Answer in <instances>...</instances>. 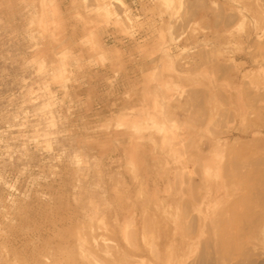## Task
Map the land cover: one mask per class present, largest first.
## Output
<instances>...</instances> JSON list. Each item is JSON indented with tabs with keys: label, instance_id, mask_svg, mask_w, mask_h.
Listing matches in <instances>:
<instances>
[{
	"label": "rangeland",
	"instance_id": "1",
	"mask_svg": "<svg viewBox=\"0 0 264 264\" xmlns=\"http://www.w3.org/2000/svg\"><path fill=\"white\" fill-rule=\"evenodd\" d=\"M110 1L0 0V264H264V0Z\"/></svg>",
	"mask_w": 264,
	"mask_h": 264
},
{
	"label": "bare ground",
	"instance_id": "2",
	"mask_svg": "<svg viewBox=\"0 0 264 264\" xmlns=\"http://www.w3.org/2000/svg\"><path fill=\"white\" fill-rule=\"evenodd\" d=\"M113 1H114V0H112V1H110V2H113ZM110 2H109V3H110ZM115 2H116V1H115ZM103 3H105V2H103ZM113 3H114V2H113ZM113 3H112V5H113ZM115 4L117 5L118 2H116ZM101 5H105V4H101ZM112 5H110V6L107 5V6H109V7L107 8V6H105V8H107L108 11H110V8H111ZM112 8L114 9V5H113ZM111 10H112V9H111ZM242 11H243V10H242ZM243 13H244V12H243ZM110 14H111V12H110ZM244 15H245V14H244ZM242 16H243V15H242ZM234 64H235V63H234ZM258 77H259V76H258ZM259 79H260V78H259ZM257 87H258V86H257ZM256 90H257V88H256ZM257 91H258L259 93L262 94L261 96H262L263 98H260V97H259V98H260V100H261V99L263 100V99H264V95H263L264 90L261 89V88L259 87V89H258ZM253 95H254V94H253ZM197 98H198V97H197ZM251 98H252V97H251ZM253 98H254V97H253ZM259 98H258V99H259ZM252 101H254V100L252 99ZM256 101L258 102V100L255 98V102H256ZM262 102H263V101H262ZM174 123H175V122H174ZM174 126H175V125H174ZM222 128H223V127H222ZM244 128H246V126H245ZM158 129H159V128H158ZM168 129H169V128H168ZM242 129H243V128H242ZM215 130H216V129H215ZM223 130H224V129H223ZM247 130H249V129H247ZM217 131H218V130H217ZM217 131H215V132H217ZM242 131H243V130H242ZM245 131H246V129H245ZM211 133H212V132H211ZM217 133H218V132H217ZM215 134H216V133H215ZM219 134H221V133H219ZM227 134H228V133H227ZM180 135L183 136L184 133H183V134H180ZM166 138H167V137H166ZM183 139H184V137H183ZM183 139H182V140H183ZM183 141H184V140H183ZM217 141H218V140H217ZM222 141H223V140H222ZM193 142H194V141H193ZM228 142H229V141H228ZM173 143H174V142H173ZM205 143H206V142H205ZM214 144H215V142H214ZM189 145H190V144H189ZM203 145H204V144H203ZM215 145H216V144H215ZM218 145H219V144H218ZM212 146H213V145H212ZM190 147H191V146H190ZM213 147H214V146H213ZM220 148H221V147H220ZM215 149H216V148H215ZM174 150H175V149H174ZM203 151H204V150H203ZM211 151H212V150H211ZM176 152H178V151H176ZM213 152H214V151H213ZM219 152H220V151H219ZM178 153H179V152H178ZM181 153H182V152H181ZM194 153H195V152H194ZM177 155H178V154H177ZM225 156H227V155H225ZM232 156H234V155H232ZM213 157H214V156H213ZM174 158H175V157H174ZM196 158H197V157H196ZM224 158H225V157H224ZM226 158H227V157H226ZM235 158H236V157H235ZM235 158H233V159L235 160ZM185 159H186V158H185ZM188 160H189V159H188ZM227 160H230V159L227 158ZM227 160H226V162H228ZM189 161H190V160H189ZM196 161H197V160H196ZM231 161H232V160H230L229 162H230V163H233V162H231ZM237 161H238V160H237ZM147 162H148V161H147ZM226 162L224 161V164H223V167H225V168H226V166H227V165L225 166ZM238 163H239V162H238ZM238 163L235 161V162H234V166L237 165ZM241 164H242V162H241L240 164H238V165H241ZM232 165H233V164H232ZM232 165H231V167H232ZM250 165H251V164H250ZM245 166H246V165H244V166H242V167H245ZM248 166H249V165H248ZM251 166H253V165H251ZM251 166H250V167H251ZM254 166H255V165H254ZM256 166H257V165H256ZM181 167H182V172H184L185 169H186V166H185L184 162H182V166H181ZM193 167H194V166H193ZM198 167H199V166H198ZM204 167H205V166H204ZM223 167H222V169H223V170H226V169H224ZM246 168H247V167H246ZM246 168H245V169H246ZM258 168H259V167H258ZM230 169H231L230 172L232 173V171H233L234 169H236V168H233V167H232V168H230ZM230 169H229V170H230ZM232 169H233V170H232ZM237 169H239V167H238ZM180 170H181V168H180ZM239 170H241V168H240ZM247 170H248V168H247ZM253 170H254V169H253ZM256 170H258V169L256 168ZM131 171H132V170H131ZM234 171H236V170H234ZM197 172H198V171H197ZM222 172H224V171H222ZM226 172H227V171H226ZM201 173H203V172H201ZM206 173H207V172H206ZM231 173H230V174H227V175L229 176V175H231ZM237 173H239V172H237ZM245 173H247V172L245 171ZM178 174H179V173H178ZM183 174H185V173H183ZM197 174H199V173H197ZM213 174H214V173H213ZM253 174H255V173L253 172ZM224 175H226V174L224 173ZM227 175H226V176H227ZM181 176H182V173H181ZM198 176L200 177V175H198ZM213 176H215V175H213ZM228 176H227L226 178H229ZM243 176H244V175H243ZM249 176H250V175H249ZM192 177H193V176H192ZM189 178H190V177H189ZM203 178H204V177H203ZM246 178H247V177H246ZM231 179H232V178H231ZM137 180H138V178H137ZM225 180H226V179H225ZM232 180H233V179H232ZM232 180H230V181H232ZM186 181H187V180H185V182H186ZM191 181H192V180H191ZM208 181H209V180H208ZM208 181H207L206 183H208ZM212 181H213V180H212ZM226 181H229V180L227 179ZM201 182H202V181H201ZM260 182H262V181H260ZM224 183H226V182H224ZM185 184H186V183H185ZM193 184H194V182H193ZM209 184H210V183H209ZM228 184H229V183H228ZM237 184L240 185V183H237ZM258 184H259V183H258ZM261 184H262V183H261ZM143 185H144V184H143ZM191 185H192V184H191ZM198 185H199V184H197V186H198ZM210 185H211V184H210ZM212 185H213V184H212ZM233 185H234V187H236V186L238 187V185H235V184H233ZM127 186H128V185H127ZM186 186H188V185H186ZM202 186H203V185H202ZM191 187H192V186H191ZM211 187H213V186H211ZM232 187H233V186H232ZM213 188H214V187H213ZM177 189H178V188H177ZM190 189H191V188H190ZM190 189H189V190H190ZM156 190H157V189H156ZM191 190H196V189H194V188L192 187ZM202 190H203V189H202ZM212 190H213V189H212ZM226 190H227V189H226ZM236 190H237V188H236ZM238 190H239V189H238ZM121 191H122V190H121ZM139 191H140V189H139ZM139 191H138V192H139ZM199 191H200V189H199ZM209 191H210V190H209ZM213 191H215V190H213ZM178 192H179V191H178ZM178 192H176V193H178ZM233 192H234V191H233ZM239 192H241V191H239ZM239 192H238V194H239ZM141 193H142V192H141ZM141 193H140V194H141ZM183 193H184V195H185V192H183ZM190 193H191V192H190ZM195 193H196V192H195ZM212 193H213V192H212ZM235 193H236V192H235ZM119 194H120V193H119ZM140 194H138V195H140ZM144 194H145V193H144ZM178 194H179V193H178ZM205 194H206V193H205ZM205 194H204V195H205ZM233 194H234V193H233ZM150 195H151V194H150ZM146 196H147V195H146ZM200 196H201V195H200ZM221 196H222V195H221ZM227 196H228V194H227ZM237 196H239V195H237ZM118 197H120V196H118ZM180 197H181V193H180ZM230 197H232V196H230ZM240 197H242V195H241ZM240 197H239V198H240ZM136 198H137V197H136ZM193 198H194V197H193ZM203 198H204V197H203ZM211 198H212V197H211ZM215 198H216V197H215ZM252 198H253V197H252ZM158 199H159V198H158ZM198 200H199V199H198ZM252 200H253V199H252ZM136 201H137V200H136ZM194 201L196 202V200H194ZM242 201H243V200H242ZM245 201H246V200H245ZM117 202H118V201H117ZM128 204H129V203H128ZM94 205H95V203H94ZM96 205H97V203H96ZM179 205H180V204H179ZM186 205H187V204H186ZM90 206H91V205H90ZM132 206H133V205H132ZM144 206H145V205H144ZM176 206H177V204H176ZM229 206H230V205H229ZM259 206H260V204H259ZM95 207H96V206H95ZM127 207H128V206H127ZM129 207H131V206H129ZM134 207H135V206H134ZM160 207H161V206H160ZM172 207H173V206H172ZM177 207H178V206H177ZM223 208H224V207H223ZM228 208H229V207H228ZM92 209H93V208H92ZM133 209H134V208H133ZM135 209H136V208H135ZM137 209H138V208H137ZM137 209H136V210H137ZM185 209H186V207H185ZM221 209H222V208H221ZM221 209H220V210H221ZM252 209H253V208H252ZM199 210H200V209H199ZM199 210H198V211H199ZM89 211H90V210H89ZM117 211H118V210H117ZM161 211H162V210H161ZM188 211H189V210H188ZM217 211H219V210H217ZM250 211H251V210H250ZM135 213H136V212H135ZM208 213H209V212H208ZM220 213H222V212L220 211ZM224 213H225V209H224ZM88 214H89V212H88ZM92 214H93V213H91V215H92ZM199 214H200V213H199ZM213 214H214V213H213ZM155 215H156V214H155ZM187 215H188V214H187ZM200 215H201V214H200ZM215 215H216V214H215ZM206 216H207V215H206ZM219 216H220V215H219ZM258 216H259V215H258ZM131 217H132V216H131ZM166 217H167V216H166ZM216 217H217V216H216ZM225 217H226V215H225ZM225 217H224V218H225ZM100 218H101V217H100ZM192 218H193V217H192ZM228 218H229V217H228ZM91 219H92V218H91ZM201 219H202V218H201ZM102 220H103V219H102ZM144 220H145V219H144ZM158 220H159V219H158ZM255 220H257V219H255ZM117 221H118V220H117ZM257 221H258V220H257ZM103 222H104V221H103ZM133 222H134V221H133ZM139 222H140V221H139ZM167 223H168V222H167ZM216 223H217V222H216ZM234 223H235V222H234ZM116 224H118V222H116ZM119 224H120V223H119ZM250 224H251V223H250ZM252 224L255 225L254 223H252ZM126 225H127V227H128V225H130V224H126ZM160 225H161V224H160ZM189 225H190V224H189ZM253 225H252V226H253ZM116 226H117V225H116ZM135 226H136V225H135ZM217 226H218V225H217ZM127 227H126V228H127ZM146 227H147V226H146ZM163 227H164V226H163ZM190 227H191V226H190ZM218 227H219V226H218ZM245 227H246V226H245ZM129 228H130V227H129ZM132 228H134V227H132ZM159 228H160V227H159ZM108 229H109V228H108ZM146 229H147V228H146ZM187 229H188V228H187ZM215 229H216V228H215ZM230 229H232V228H230ZM253 229H254L255 231L259 232L260 234H261V233H264V222H263V221L260 222V223L258 222V223L255 225V227H253ZM130 230H131V229H130ZM226 230H227V229H226ZM242 230H243V229H242ZM250 230H251V229H250ZM135 231H136V230H135ZM139 231H141V230H139ZM155 231H156V230H155ZM120 232H121V231H120ZM120 232H119V233H120ZM124 232H126V231H124ZM128 232H129V231H128ZM144 232H145V230H144ZM144 232H143V234H144ZM226 232H227V231H226ZM91 234H92V233H91ZM126 234H127V233H126ZM154 234H156V233H154ZM129 235H130V234H129ZM132 235H133V234H132ZM126 236H127V235H126ZM154 236H155V235H154ZM158 236H159V235H158ZM169 236H170V235H169ZM95 237H96V236H95ZM100 237H101V236H100ZM130 237H131V236H130ZM133 237H134V236H133ZM165 237H166V236H165ZM103 238H104V237H103ZM126 238H128V237H126ZM137 238H138V237H137ZM106 239H107V238H106ZM108 239H109V238H108ZM142 239H143V238H142ZM158 239H159V238H158ZM103 240H104V239H103ZM124 240H125V239H124ZM127 240H129V239H127ZM133 240H134V239H133ZM168 240H169V239H168ZM83 241H84V240H83ZM93 241H94V240H93ZM86 242H87V240H85V243H82V244H85V245H86ZM88 242H89V241H88ZM111 242L113 243L114 241H111ZM111 242H109V243H111ZM127 242H128V241H127ZM150 242H151V241H150ZM95 243H96V242H95ZM103 243H104V242H103ZM131 243H132V242H131ZM143 243H144V240H143ZM147 243H148V242H147ZM90 244H92V243H90ZM104 244H105V243H104ZM139 244H140V243H139ZM172 244H173V243H172ZM108 245H109V244H108ZM110 245H111V244H110ZM113 245H114V244H113ZM113 245H112V247H114ZM122 245H123V244H122ZM128 245H129V243H128ZM137 245H138V244H137ZM150 245H152V243H150ZM118 246H120V245H118ZM132 246H133V245H132ZM154 246H155V245H154ZM82 247H83V246H82ZM96 247H97V246H96ZM129 247H130V246H129ZM135 247H136V246H135ZM135 247H134V248H135ZM137 247H138V246H137ZM141 247H142V246H141ZM95 249H96V248H95ZM120 249H121V248H120ZM130 249H131V248H129V250H130ZM135 249H137V248H135ZM142 249H143V248H142ZM157 249H158V248H157ZM157 249H155V250H157ZM85 250H86V249H85ZM87 250L89 251V249H87ZM93 250H94V249H92V251H93ZM114 250H115V249H114ZM116 250H117V247H116ZM123 250H124V249H123ZM152 250H153V249H152ZM106 251H107V250H106ZM84 252H85V251H84ZM121 252H122V251H121ZM132 252H133V251H132ZM135 252H137V251H135ZM152 252H153V251H152ZM158 252H159V251L157 250V253H158ZM91 253H93V252H91ZM109 253H111V252H109ZM112 253H113V252H112ZM150 253H151V252H150ZM154 253H155V251H154ZM167 253H168V252H167ZM94 254H95V253H94ZM104 254H105V253H104ZM159 254H160V253H159ZM159 254H158V255H159ZM95 255H96V254H95ZM98 255H99V254H98ZM106 255H107V254H106ZM114 255H115V254H114ZM126 255H128V254H126ZM158 255H157V256H158ZM81 256H82V255H81ZM104 256H105V255H104ZM130 256H131V258H132L133 255H130ZM101 257H102V256H101ZM109 257H110V256H109ZM112 257H113V256H111V258H112ZM123 257H124V255H123ZM128 257H129V256H128ZM136 257H137V256H136ZM86 258H87V257H86ZM86 258H85V259H86ZM105 258H106V257H105ZM105 258H103V259H105ZM111 258H109V259H111ZM126 258H127V257H126ZM133 258H135V257H133ZM133 258L131 259V261L133 260ZM149 258H150V257H149ZM158 258H159V257H157V259H158ZM81 259H82V258H81ZM127 259H128V258H127ZM129 259H130V258H129ZM137 259H138V258H137ZM87 260H88V259H87ZM151 260H152V259H151ZM163 260H164V259H163ZM88 261H89V260H88ZM110 261H111V260H110ZM127 261H128V260H127ZM136 261H137V260H136ZM155 261H156V260H155ZM168 261H169V260H168ZM104 262H106V261H104ZM107 262H108V261H107ZM137 262H138V261H137ZM159 262H160V261H159ZM166 262H167V261H166ZM125 263H126V261H125ZM130 263H131V262H130ZM138 263H139V262H138ZM127 264H128V263H127ZM135 264H136V263H135ZM145 264H146V263H145ZM161 264H162V263H161Z\"/></svg>",
	"mask_w": 264,
	"mask_h": 264
}]
</instances>
